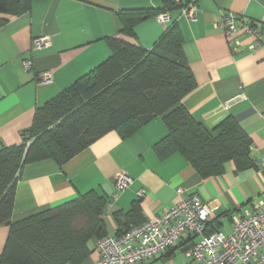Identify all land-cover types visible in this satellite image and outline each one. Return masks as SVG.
Masks as SVG:
<instances>
[{
	"label": "crops",
	"instance_id": "obj_1",
	"mask_svg": "<svg viewBox=\"0 0 264 264\" xmlns=\"http://www.w3.org/2000/svg\"><path fill=\"white\" fill-rule=\"evenodd\" d=\"M193 1L199 9L193 20L175 10L162 24L156 18L162 0H31L28 12L11 17L0 28V150L20 144L37 108L108 58L107 38L149 51L175 22L195 82L181 106L212 135L218 123L231 117L251 142L254 166L237 171L227 161L221 175L203 179L179 154L159 159L153 146L167 129L160 117L153 118L126 138L106 133L61 167L49 160L25 165L15 187L11 222L52 210L91 190L108 199L101 220L106 234L114 236L126 223L131 205L138 203L146 220L178 203L182 197L175 191L182 189V196L197 194L201 201L218 206L209 222L229 235L233 215L264 201V36L255 51H248L244 48L251 37L238 33L242 51L234 52L235 46L217 26L225 11L264 26V0ZM124 10L156 15L139 21L129 37L122 35L118 17ZM39 37L47 38L48 46L35 48L33 41ZM24 61H30V69H24ZM46 72L51 75L47 82L42 81ZM119 173L130 184L117 191L114 181ZM8 232V226H0V254ZM197 239L181 240L145 264L183 263V252ZM94 243L82 264L98 259Z\"/></svg>",
	"mask_w": 264,
	"mask_h": 264
},
{
	"label": "trees",
	"instance_id": "obj_2",
	"mask_svg": "<svg viewBox=\"0 0 264 264\" xmlns=\"http://www.w3.org/2000/svg\"><path fill=\"white\" fill-rule=\"evenodd\" d=\"M191 1L162 0L163 8L156 14L181 10ZM30 4L31 0H0V28L11 17L28 12ZM151 14L120 11L122 35L132 37L133 27ZM179 31L173 22L149 51L107 38L108 58L37 108L20 144L0 150V226L9 228L0 264H82L92 252V240L107 235L101 216L108 199L91 190L16 222H11V215L25 165L49 160L61 167L108 132L126 138L160 117L167 134L153 146L159 159L179 154L203 179L221 175L227 161L237 171L254 166L251 142L231 117L218 123L212 135L181 106L195 82ZM138 205H131L126 223L114 236L145 221ZM216 226L208 222L205 233L217 231Z\"/></svg>",
	"mask_w": 264,
	"mask_h": 264
},
{
	"label": "built area",
	"instance_id": "obj_3",
	"mask_svg": "<svg viewBox=\"0 0 264 264\" xmlns=\"http://www.w3.org/2000/svg\"><path fill=\"white\" fill-rule=\"evenodd\" d=\"M198 10L195 2L191 1L179 11L188 20H193ZM156 18L165 24L169 22L170 13H160ZM217 26L222 29L227 43L235 46L234 52L241 50L238 33L251 37L244 48L248 51H255L264 36V26L226 11L218 18ZM33 45L38 49L46 47L48 39L39 37ZM23 67L30 69V61H24ZM50 78V72H46L42 81L47 82ZM129 181L124 173L117 174L114 181L116 190H125ZM175 192L182 198L172 208L149 217L118 236L106 235L97 239L94 245L98 259L94 264H145L191 236L198 239L191 240L190 247L183 252L186 261L180 264H264V201L240 215H233L231 234L224 235L219 230L206 234V224L218 206L201 201L197 194L182 196V189ZM137 194L143 195L142 191Z\"/></svg>",
	"mask_w": 264,
	"mask_h": 264
}]
</instances>
